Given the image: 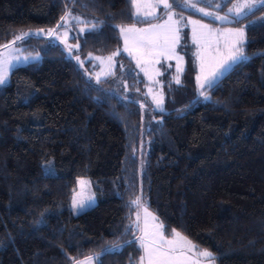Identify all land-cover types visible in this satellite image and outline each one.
Here are the masks:
<instances>
[{"label":"trees","instance_id":"16d2710c","mask_svg":"<svg viewBox=\"0 0 264 264\" xmlns=\"http://www.w3.org/2000/svg\"><path fill=\"white\" fill-rule=\"evenodd\" d=\"M170 3L217 24L185 0ZM66 17L78 51L31 36L41 57L0 85V264L90 256L94 264H143V202L166 235L177 231L210 250L215 264H264V5L229 23L245 27L247 59L203 95L183 35L181 81H171V68L165 110L155 111L161 120L147 123L146 80L133 59L120 52L112 74L96 81L86 59L121 50L119 26L151 24L163 13L137 17L131 0H0V46L28 29L61 28ZM80 176L96 202L73 214ZM137 197L140 207L131 204Z\"/></svg>","mask_w":264,"mask_h":264},{"label":"rangeland","instance_id":"374dc122","mask_svg":"<svg viewBox=\"0 0 264 264\" xmlns=\"http://www.w3.org/2000/svg\"><path fill=\"white\" fill-rule=\"evenodd\" d=\"M137 2L142 6L141 14L136 15V7L133 4L134 14L136 16L145 17V18H154L157 17L160 13H163V17L161 20L146 24L143 26L138 25H125L119 26V32L122 37V48L121 50H117L113 53L107 55H90L86 60H91V71H87L89 77L92 80L104 79L110 76L114 70L116 64V55L120 52H124L129 57H131L134 61L136 69L144 76L146 80L145 86V96L148 99L149 106L146 107L144 116L146 117L147 122H156L161 120V117H157L155 115V111H164L165 110V90H164V77L170 74L171 68V81L179 83L181 81V74L184 71L185 66V57L180 51V44L184 34H187V49H192V53L194 56V61L196 65V74H195V89L198 93L202 92L204 88L208 85L205 84V87L202 89L200 87L201 83H204V77L209 73L215 72H223L224 74L235 64L228 59L229 52L234 50V48L241 49L243 56L245 57V44H246V36H245V27L242 25L234 26L229 24L235 19L241 18L253 9H243L241 14L237 16L233 12H229L228 9L232 8L233 5L243 4L245 0H231L226 4L225 8L221 10L220 8L224 5V3L228 2V0H185L186 5L195 4L196 7L190 8L191 10L198 11L205 17L211 19L212 21H216L217 24H214L211 21L203 20L200 18L189 16L185 13H177L170 9H166L163 4V0H137ZM167 3L171 5L170 0H167ZM205 3V4H203ZM257 7L260 4V0H255ZM211 5V6H210ZM219 5V7H217ZM150 6V7H145ZM199 9H204V12L199 11ZM145 12L153 13L152 15H144ZM205 12L213 13V15H205ZM169 15L172 16V20L169 21ZM228 16L227 20H219L216 19V16ZM72 18L66 17L65 24L63 27H47V28H33L28 29L26 31L21 32V34H27L24 36L22 40H16L13 44L12 40L5 48V45L0 46V61L7 59L9 62L7 79H9L11 70L16 66L25 65L29 62L37 60L41 57V53L38 49H36L31 42H28V39L31 36H39L44 37L48 41L58 43L69 55H73V53L78 51V42L72 39L73 34L71 35V26L68 21ZM79 21V20H78ZM192 21H196L197 23L194 25ZM167 22L168 29H175L176 34L179 36L178 42L175 44V54H162L164 43L163 40L160 39L158 42V46L156 47H138V43L140 37L144 35L140 32H121V28L127 29H148L150 33H159L163 34L166 29L161 28H153L154 25H165ZM175 22V23H174ZM200 25H207L206 29L200 28ZM82 28V32L86 30L85 25H80ZM197 30V42L193 40V28ZM236 30L243 31V39H239ZM127 39V44L125 40ZM127 47L128 51H125ZM131 53V54H129ZM111 58V59H109ZM140 59V63H137V59ZM76 59V58H75ZM77 60L80 59L77 57ZM237 63V62H236ZM203 64L204 72H201V65ZM229 65H231L229 67ZM227 69V71H225ZM197 76L201 77V80H197ZM221 76L217 77V80ZM216 80V81H217ZM177 83V84H179ZM113 88L123 92L124 85L121 84L119 79H116L112 82ZM145 105V104H144ZM146 106V105H145ZM81 181H84V184H81ZM91 198V200H89ZM76 201V203H74ZM85 202V207L81 209L79 207V202ZM96 202V197L93 192L91 181L86 176H80L76 178V183L72 188L71 198L69 202V208L73 214H78L91 206H93ZM147 210V214L145 212ZM147 223V231L148 233H152L156 231L155 225H162L163 223L157 218V216L147 208L146 203L143 202L141 206V216H140V227L142 237L148 239L150 237H145V224ZM166 239L172 240L174 238V231L171 235H166L164 232V226L161 229ZM179 233V232H178ZM180 236L186 238L187 241H190L194 246L191 251L185 249V255H187L190 259L187 264H194L195 261L199 260L200 264H209V261L205 260V258L198 255L200 251L210 250L202 247H198L195 243H193L189 238L182 235ZM212 253V252H211ZM145 253L143 254V257ZM87 264V258L80 261ZM143 264H147V260H142ZM91 264H94V259ZM210 264H215L214 260L210 262Z\"/></svg>","mask_w":264,"mask_h":264},{"label":"snow or ice","instance_id":"6c2138e0","mask_svg":"<svg viewBox=\"0 0 264 264\" xmlns=\"http://www.w3.org/2000/svg\"><path fill=\"white\" fill-rule=\"evenodd\" d=\"M131 2L134 4L136 7V15L141 14V5L137 2V0H131ZM164 7L166 9H170L172 5L167 3V0H163ZM260 4L264 5V0H260ZM189 7L195 8V4H189L187 5ZM145 7H150V6H145ZM219 7V5H217ZM257 5L255 3V0H245V3L243 4H236L233 5L232 8L228 9L229 12L235 13L237 16L241 14L243 9H253L256 8ZM199 11L204 12V9H199ZM153 13H148L145 12L144 15H152ZM205 15H213V13L210 12H205ZM65 18H62V20ZM169 21L172 20V16L169 15L168 17ZM216 19L219 20H227L228 16H216ZM175 23V22H174ZM192 23L195 25L197 22L192 21ZM59 27V25H58ZM153 28H161V29H166L165 32L161 35L159 33H150L148 29H123L121 28V32L128 31V32H140L143 33L140 37L138 47H144V48H149V47H156L158 46V42L160 39L163 40L164 43V48L162 54H175V44L179 40V36L176 34L175 29H168L167 28V22L165 25H154ZM200 28L206 29L207 25H200ZM236 34L239 39H243V31L242 30H236ZM27 35L21 34L16 36V40H22L24 36ZM193 40L194 42H197V30L194 27L193 28ZM12 43H15V40L12 41ZM125 43L127 44V39L125 40ZM5 48L8 47V45L4 46ZM125 51H128L127 47L125 48ZM131 54V53H129ZM111 59V58H109ZM228 59L231 60V62L234 64L241 59H247L246 57L243 56V53L241 49L239 48H234V50H231L229 52ZM82 63V62H81ZM137 63H140V59H137ZM231 65H229L230 67ZM8 67H9V62L7 59H4L0 61V85L4 84L7 79V72H8ZM227 71V69H225ZM201 72H204V67L203 64L201 65ZM224 73L223 72H211L207 76L204 77V83H201L200 87L203 89L205 87V84H207L209 87L212 86L217 80L218 76H222ZM197 80H201L200 76H197ZM177 83H179V80H177ZM202 95L204 94L203 92L201 93ZM205 99H207V96H205ZM84 181H81V184H84ZM91 200V198H89ZM76 203V201H74ZM132 205H135L136 207H140V198L137 197L135 200L131 201ZM79 207L83 209L85 207V202L81 201L79 202ZM145 212L147 214V210L145 209ZM137 219H139V213H137ZM156 231L152 233H148L147 231V223L145 224V237H150L148 239H145L144 237L139 238V242L141 247L144 250L145 256L141 258V260L146 259L147 264H187L189 261V257L185 255V249L188 251H191V249L194 247L190 241H187L186 238H183L180 236V233L174 232V238L172 240H168L165 238L162 229V225H155ZM174 231V230H173ZM128 243H131L129 241ZM99 255V254H97ZM199 256L205 258V260L209 261V264L212 260H214V256L211 252L207 250L200 251L198 253ZM94 257H88L87 258V264H91L92 260ZM77 264H84V262H77ZM194 264H200L199 260L195 261Z\"/></svg>","mask_w":264,"mask_h":264},{"label":"crops","instance_id":"0c3cea01","mask_svg":"<svg viewBox=\"0 0 264 264\" xmlns=\"http://www.w3.org/2000/svg\"><path fill=\"white\" fill-rule=\"evenodd\" d=\"M133 10H134V8H133ZM135 15V14H134ZM136 16V15H135ZM137 17H140V16H137ZM140 18H145V17H140ZM123 52V51H122ZM127 55V54H126ZM172 234H173V232H172Z\"/></svg>","mask_w":264,"mask_h":264}]
</instances>
